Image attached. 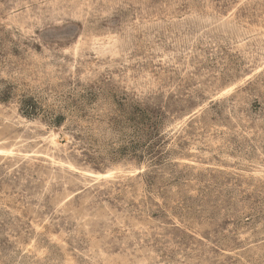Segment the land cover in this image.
<instances>
[{"label":"rangeland","instance_id":"374dc122","mask_svg":"<svg viewBox=\"0 0 264 264\" xmlns=\"http://www.w3.org/2000/svg\"><path fill=\"white\" fill-rule=\"evenodd\" d=\"M0 150V264H264V0H0Z\"/></svg>","mask_w":264,"mask_h":264},{"label":"bare ground","instance_id":"6f19581e","mask_svg":"<svg viewBox=\"0 0 264 264\" xmlns=\"http://www.w3.org/2000/svg\"><path fill=\"white\" fill-rule=\"evenodd\" d=\"M0 151H3V150H0ZM11 152V151H10Z\"/></svg>","mask_w":264,"mask_h":264}]
</instances>
